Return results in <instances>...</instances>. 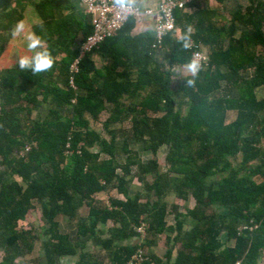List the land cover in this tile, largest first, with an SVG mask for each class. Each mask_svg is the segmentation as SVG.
<instances>
[{"label": "trees", "instance_id": "1", "mask_svg": "<svg viewBox=\"0 0 264 264\" xmlns=\"http://www.w3.org/2000/svg\"><path fill=\"white\" fill-rule=\"evenodd\" d=\"M249 4H237L227 26L214 23L212 9H176L174 30L159 45L154 30L131 35V18L80 58L82 43L93 32L81 0H0V54L33 7L40 21L32 30L55 58L48 73L21 72L18 65L0 69V264H14L32 252L38 237L19 223L35 203L47 224L42 246L48 264L76 255L77 248L75 264H103L60 232L58 216L75 221L77 235L92 238L110 264H262L264 98L257 99L255 89L264 86V2ZM236 23L247 28L238 37ZM188 27L194 30L191 42L208 51L192 87L190 75L176 72L192 58V49L174 37L177 29ZM158 48L164 51L161 61L155 58ZM95 52L106 66L95 67L90 58ZM79 58L74 73L71 67ZM46 105L51 108L43 116ZM230 111L235 118L227 123ZM102 112L108 117L97 132L89 119ZM163 146L169 147L167 173L158 170L155 158ZM143 152L152 157L143 162ZM238 156L239 172H233L230 159ZM133 169L144 196L128 193L126 176ZM109 189L123 199L96 204L95 195ZM169 194L192 197L195 205L186 213L175 204L169 210ZM82 206L88 213L78 217ZM170 212L174 227L167 222ZM109 222L107 236L100 237L99 226ZM186 222L190 229L184 228ZM143 223L147 237L167 230L174 234V249L164 258L133 261L138 250L154 243H126L139 236ZM221 234L232 245H225Z\"/></svg>", "mask_w": 264, "mask_h": 264}, {"label": "rangeland", "instance_id": "2", "mask_svg": "<svg viewBox=\"0 0 264 264\" xmlns=\"http://www.w3.org/2000/svg\"><path fill=\"white\" fill-rule=\"evenodd\" d=\"M40 19L33 7H29L26 12V19L23 21L26 25V29L28 31H33L32 27L39 23ZM27 53L26 43L23 39V36L19 37H12L10 40L7 41V44L0 54V68H6V67H14L16 66V60L19 55H24ZM177 72V71H176ZM180 76H185L187 72L178 71L177 72ZM176 73V74H177ZM177 74V75H178ZM178 77V76H177ZM51 108L50 105H46L41 109V115L45 116L48 113V110ZM37 116V113H34V117ZM108 117L107 112H102L97 120L89 119L90 128L95 129L97 132L102 130V123L103 121ZM120 126V125H119ZM122 126L126 127L127 123H123ZM264 144V143H263ZM133 148H135V145H132ZM169 153V147L163 146L161 147L157 154L155 155V158L158 163V170H160L161 173H167L169 166L166 162V157ZM21 154H25V152H21ZM152 155L150 153H140V158L143 162L147 161L149 158H151ZM120 162H124V158L122 156H118L117 158ZM239 156L235 159H230L231 162V170L234 172H239ZM2 168L0 167V170ZM229 173V172H228ZM228 173H225V177L228 175ZM136 170L133 169L132 173L128 176H126V179L129 181L127 183L128 187V193L129 195H134L135 193H141L142 196H144L146 193L143 189V184H141L136 177ZM147 179L151 180V176H148ZM119 198L123 199L121 195H118L115 190L109 189L104 193H99L95 195L96 204L99 202L107 203L108 198ZM151 199H154L151 197ZM166 201L169 204V210H171V205L175 204L179 206V211L182 213H186L189 209L193 208L195 205V201L192 197H189L187 200H182L176 197L174 194H169L166 197ZM214 210L218 213H224L225 208L215 206ZM80 211V209H79ZM86 213V207L81 210V214L84 215ZM80 213H78V217H80ZM59 221V228L62 233H65L66 227L68 229L71 228L72 232H70V236L72 237V242L84 246L83 251H86L93 255L94 258H96L98 261H102L103 264H110L108 253L104 250H101L99 248V245L90 237H80L75 233V230L77 229L75 221L66 220V223H63L60 219H62L61 216L57 217ZM167 222L169 226L174 227L175 226V218L174 214L170 212V214L167 216ZM61 225V226H60ZM112 224L109 222L104 227L99 226V230L101 233L100 237H106L107 236V229L111 227ZM47 227V224L44 222L41 216L40 211V205L38 203H35V208L29 212L26 219L24 221H21L19 223V228H28L31 229L34 233H36L38 239L34 243V248L32 252L22 258H19L20 260L17 261L15 264H48L44 254H43V242L46 239V237L43 235V229ZM192 227V224L190 222H186L184 228L190 229ZM147 223H143L137 231L139 232V236L130 239L126 243H130L132 245H142L145 240L153 239L154 243L151 246H146L144 248H141L137 251L135 254L136 257L133 259V261H141L139 260V256L141 259L144 257H149L150 255H156L158 257L164 258V255L167 252V249L173 248V242L172 238L174 234L172 231L167 230L163 234L158 235L156 237H147L146 233ZM221 241L225 245H232V242H226L225 241V234L220 235ZM174 249V248H173ZM81 249L77 248V253L74 256L66 257V258H60L57 259L55 264H75V262L78 259V255L80 254ZM176 254V249L174 250V256ZM3 258V253L0 250V261ZM262 264H264V255L261 258Z\"/></svg>", "mask_w": 264, "mask_h": 264}, {"label": "built area", "instance_id": "3", "mask_svg": "<svg viewBox=\"0 0 264 264\" xmlns=\"http://www.w3.org/2000/svg\"><path fill=\"white\" fill-rule=\"evenodd\" d=\"M194 0H162L157 8L153 11L150 8H140L136 4H130L127 8L116 6L113 0H81L87 14L92 17L93 32L83 41L81 47V57L86 53L92 52L105 39L116 34L129 19L135 21L146 16H154V33L156 42L159 45L163 37L174 30L176 9H185ZM264 2V0H261ZM192 58L199 56L201 59V69L207 64L208 51L206 47L191 42ZM80 58L75 61L71 67L72 72H78V63ZM191 58V59H192ZM71 85L74 87L73 80ZM30 147L25 149V153ZM136 255L133 256V259ZM139 260H142L139 256ZM236 264H239L238 262Z\"/></svg>", "mask_w": 264, "mask_h": 264}, {"label": "crops", "instance_id": "4", "mask_svg": "<svg viewBox=\"0 0 264 264\" xmlns=\"http://www.w3.org/2000/svg\"><path fill=\"white\" fill-rule=\"evenodd\" d=\"M160 1H162V0H134V2L132 4H136L140 8H150V9H152L154 11L157 8V6L160 3ZM249 2H250V0H195L185 10V12L186 13H194L199 8H209V9L214 10L217 13V16L213 19L214 23L227 26L229 21H230V17H231L230 13L232 12L233 8L237 4H239L243 8H247L250 5ZM236 28L237 29H236V32H235V37H238L240 35L241 31L247 29L246 27H244L243 25H240L238 23H236ZM153 30H154V16L153 15L146 16V17L141 18L140 20L135 21L134 27H133V29L131 31V35H137V34H140V33L150 32V31H153ZM177 30H180V29H177ZM177 30H176V32L174 34V37H177ZM193 31L194 30L192 29V32ZM163 55H164V51H163L162 48L156 49L155 58L158 59V61L162 60ZM90 58L93 61V63H94L96 68H102V67L106 66V64H107V60L104 57H102L99 53H96V52L92 53L90 55ZM6 68H11V67H6ZM0 69H2V68H0ZM176 71L177 72L178 71L186 72L185 66L176 67ZM129 74H130L131 78H135L136 72H135V70H132V71L129 72ZM245 74L247 76H251L252 75V70H248ZM187 75H189V74L186 73L185 76H187ZM255 95H256L257 99L264 98V86L256 88L255 89ZM234 118H235V113L230 111L226 115V122L229 123ZM263 143H264V140L262 141V144ZM263 146H264V144H263ZM143 153H145V152H143ZM100 193H104V192H100ZM85 207L86 206H82L80 208V211H78V213H80V215H81L80 217H85L87 215V213H88V208L87 207H86V213L84 215L81 214V210L83 208H85ZM61 217H62V219H60V220L67 225V223H66L67 218H65L63 216H61ZM57 221H58V219H57ZM58 223H59V221H58ZM59 230H60V228H59ZM66 230L67 231H65V233H63V234H66L69 237V239L71 240L72 237L70 236V232H72V230H71V228L68 229L67 227H66ZM75 233L77 234V229L75 230ZM64 258H66V257H64ZM19 260L20 259H17L15 261V263L17 261H19Z\"/></svg>", "mask_w": 264, "mask_h": 264}, {"label": "clouds", "instance_id": "5", "mask_svg": "<svg viewBox=\"0 0 264 264\" xmlns=\"http://www.w3.org/2000/svg\"><path fill=\"white\" fill-rule=\"evenodd\" d=\"M114 4L120 8H127L134 0H113ZM12 35L14 37L23 36L26 43L27 53L19 55L16 64L21 72L30 71L33 75L50 72L55 64V58L51 50L47 47L42 37L34 31H28L23 21L17 22ZM192 29L188 27L186 31L177 30V42L185 49L191 46ZM201 59L194 56L186 65V72L192 77L187 80V85H195V77L201 70Z\"/></svg>", "mask_w": 264, "mask_h": 264}]
</instances>
